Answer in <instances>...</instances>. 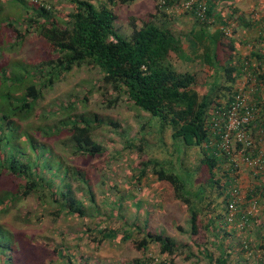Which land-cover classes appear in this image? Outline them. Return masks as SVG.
Wrapping results in <instances>:
<instances>
[{
  "label": "trees",
  "instance_id": "obj_1",
  "mask_svg": "<svg viewBox=\"0 0 264 264\" xmlns=\"http://www.w3.org/2000/svg\"><path fill=\"white\" fill-rule=\"evenodd\" d=\"M9 1L21 4L22 11L31 15L28 18L15 9L8 11V1L0 0V15L5 19L0 22V176L7 174L16 184L14 191L0 194V207L8 211L17 201L36 196L42 204L56 205L59 214L86 216V204L75 196L73 180L84 184L92 199L93 190L85 176L67 164L65 156L57 153L52 139H61V144L74 158L101 156L104 148L94 139L93 121L67 116L55 124L44 123L74 110V105H60L55 111L35 116L47 93L75 69L85 66L97 69L106 85L125 94L135 108L159 120L163 128L170 129L174 141L201 150L202 163L210 176L208 185L223 190L224 211L229 213V182L221 184L226 178L225 160L209 145L208 124L211 109L223 108L232 100L234 85L242 70L243 55L237 52L236 41L218 28L235 19L239 21L235 7L229 5L226 8L228 16L223 19L217 9L224 0H208L206 16L215 20L214 24H209L206 16L200 15V0H161L158 9L161 17L131 19L132 33L125 37L118 31L114 8L119 2L128 5L134 0H68L73 10L59 19L44 1L37 0L32 5H28L27 0ZM189 2L193 4L186 8ZM174 8L176 12H171ZM181 20H188L190 29L181 30L179 26L186 25ZM7 32L12 34V41ZM31 34L44 40L45 55L39 62L21 59L16 53L28 43ZM172 55L184 62L186 71L175 69ZM257 55L255 50L250 57ZM195 64L207 75H217L204 96L195 88L197 79L191 71L196 69ZM149 164L158 181L170 184L175 199L187 207L191 234L197 235L203 210L195 198L202 202L206 190L199 187L194 193L173 167L151 161ZM221 173L222 178L216 179ZM145 175L143 172L142 177ZM230 225L233 224L226 219V226ZM97 228L101 229L100 243L118 234V231ZM123 239L130 241L132 235L126 234ZM13 242L14 237L0 226V260L8 254L15 255ZM133 242L143 253L152 244L159 246L162 255L171 256L178 248L169 237L151 232ZM230 257L231 253L224 252L216 264H230ZM144 259L137 264H154L150 256ZM7 261L12 264V259Z\"/></svg>",
  "mask_w": 264,
  "mask_h": 264
},
{
  "label": "rangeland",
  "instance_id": "obj_2",
  "mask_svg": "<svg viewBox=\"0 0 264 264\" xmlns=\"http://www.w3.org/2000/svg\"><path fill=\"white\" fill-rule=\"evenodd\" d=\"M4 1H8V11L15 9L30 17V13L22 11L21 4ZM41 1L52 7L58 19L73 10L68 0ZM32 2L37 0H27L28 5H32ZM160 2L134 0L128 5L119 2L114 12L118 16L116 23L120 34L125 37L131 35V19L141 21L152 15L161 17L159 14L162 13L158 10ZM228 6L226 2L221 3V15L227 14ZM176 10L174 8L171 12ZM242 19L245 21L247 18L245 16ZM4 20L0 15V22ZM184 22L186 25L179 27L187 31L191 23L181 20V23ZM236 22L237 19L230 21V36L233 37L241 34V31L245 32V28H236ZM250 31L254 35V30ZM7 35L12 41V34L7 32ZM43 41L31 34L28 43L16 52L18 57L33 62L41 61L45 55ZM248 42L252 43V40ZM172 59L175 69L181 72L187 70L183 61L179 62L174 55ZM195 66V71L191 70L197 79L195 88L204 96L217 75H207L198 64ZM60 105H74L75 109L52 117L45 124H55L67 116L90 119L95 126L94 139L104 148V153L94 159L82 156L74 158L69 149L61 144V139H52L57 153L65 156L66 163L85 176L94 198L87 195L84 184L74 179V194L86 204L85 217L70 216L65 212L59 214L56 205L42 204L36 196L17 201L8 211L0 207V226L14 237L12 245L15 248V255L8 254L0 260V264H10L7 259H12V264H137V261L145 260L146 256L153 258L154 264H216L220 254L215 251L214 244L216 237L221 240V232H212L214 224L210 226L209 219L220 214L226 218L228 214L224 211L223 190L208 185L210 176L206 165L202 163L201 150L174 141L170 129L163 128L159 120L135 108L125 94L106 85L97 69L85 66L75 69L47 93L35 116L55 111ZM149 161L173 167L190 184L194 193L199 187L206 190V198L202 202L195 198L198 207L203 210L199 216L197 235L191 234L187 207L175 199L170 184L158 181ZM143 172L146 175L142 177ZM219 177L217 175L216 179ZM15 185L7 174L0 176V194L14 191ZM241 188L244 190L243 186ZM97 227L118 231V234L100 243L101 229ZM148 232L163 234L175 241L178 248L174 254L162 255L157 244H152L146 253L139 251L133 240H141ZM251 232L252 228L241 232L244 234L242 242H249L254 251L257 247L254 237L249 239L248 233L250 235ZM126 234H131L132 240L125 242L123 238ZM260 245L262 249L264 244ZM234 247L235 250H241L238 243H234ZM255 254L264 255L261 251ZM231 258L232 263L238 262L237 254H231Z\"/></svg>",
  "mask_w": 264,
  "mask_h": 264
},
{
  "label": "built area",
  "instance_id": "obj_3",
  "mask_svg": "<svg viewBox=\"0 0 264 264\" xmlns=\"http://www.w3.org/2000/svg\"><path fill=\"white\" fill-rule=\"evenodd\" d=\"M200 1V15L206 16L208 0ZM192 4L187 3L186 8ZM257 16L258 23L254 26V38L250 44L258 55H243L242 70L234 85L232 100L223 108L211 109L208 124L209 145L212 149L216 148L218 155L225 160L223 173L226 178H223V184L229 182L227 193L230 198L226 219L229 224L237 223L241 232L249 230V221L256 216L258 197L264 196V13ZM206 18L207 23L214 24V18ZM218 28L227 36L231 35L229 27ZM246 170L256 179V192L243 210L240 206L245 201V195L240 178ZM239 215L241 220L236 222ZM242 246L250 257H254L249 242H242Z\"/></svg>",
  "mask_w": 264,
  "mask_h": 264
},
{
  "label": "crops",
  "instance_id": "obj_4",
  "mask_svg": "<svg viewBox=\"0 0 264 264\" xmlns=\"http://www.w3.org/2000/svg\"><path fill=\"white\" fill-rule=\"evenodd\" d=\"M228 5L235 7V10L239 12L240 18L239 21L237 20L236 22V28L238 30H243L242 28H245V32L241 31V34L235 35L233 39L236 41V46H237V52L240 55H245V54H251L253 52V49L251 47V42H248L250 39L253 40L254 35L251 33L253 30L252 27H254L255 24L258 23V17H256L255 14H263L264 13V0H224ZM220 10V7L217 9ZM226 11V10H225ZM228 10L226 15H221L223 19H226L228 16ZM246 16V20L244 21L242 17ZM252 24V26H251ZM221 27V26H220ZM227 27H232L230 23L227 24ZM235 28V30H237ZM222 178V176H220ZM225 182L224 179H222L221 184ZM254 182H256V179L254 176L251 175V173L246 170L242 172L241 178H240V183L243 186L244 190V195H245V201L241 204V209H245L248 207V200L249 198L252 197V195L256 192L254 189ZM210 223L214 224L213 230L217 231L219 230L221 234L219 237H221V240L216 237V241L214 244V249L215 251L219 252V257H221L222 253H231L233 255L237 254L238 255V262L237 263H232L231 260L232 258L230 257V264H264V255H256L255 253L259 254L260 251L264 253L263 249H260V243L264 244V196L258 197V206H257V212L256 216L252 218L249 221V228L253 229V233L249 236V239H253L255 241V246L260 249L254 250L256 255L255 257H250L248 252L242 248V238L243 235L241 231L238 228L237 223L235 225H230L226 226V218L225 216H215L213 218H210ZM241 217L240 215L238 216L236 222H240ZM209 223V224H210ZM224 231V232H223ZM238 243L239 247L241 250L236 249L235 247L233 248V244ZM240 243V244H239ZM238 252V253H236ZM217 260V259H216ZM216 263V262H215Z\"/></svg>",
  "mask_w": 264,
  "mask_h": 264
}]
</instances>
